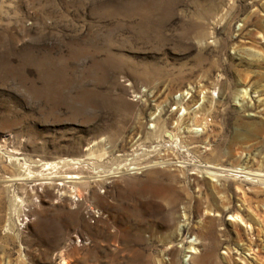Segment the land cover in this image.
<instances>
[{"label":"rangeland","instance_id":"374dc122","mask_svg":"<svg viewBox=\"0 0 264 264\" xmlns=\"http://www.w3.org/2000/svg\"><path fill=\"white\" fill-rule=\"evenodd\" d=\"M0 264H264V0H0Z\"/></svg>","mask_w":264,"mask_h":264},{"label":"built area","instance_id":"2783aa9c","mask_svg":"<svg viewBox=\"0 0 264 264\" xmlns=\"http://www.w3.org/2000/svg\"><path fill=\"white\" fill-rule=\"evenodd\" d=\"M186 95H189V94H187V92H185V93L183 94V96H186ZM198 131H199V132H202V129L199 128ZM204 166H207V165L204 164ZM208 168L213 169L211 166H208Z\"/></svg>","mask_w":264,"mask_h":264},{"label":"bare ground","instance_id":"6f19581e","mask_svg":"<svg viewBox=\"0 0 264 264\" xmlns=\"http://www.w3.org/2000/svg\"><path fill=\"white\" fill-rule=\"evenodd\" d=\"M213 168V167H212ZM239 219V218H238ZM188 253H190L191 254V257L193 258V255L192 254H194L195 252L192 250V248H191V250L188 252ZM190 256V255H189ZM189 260V259H188ZM187 260V261H188Z\"/></svg>","mask_w":264,"mask_h":264}]
</instances>
